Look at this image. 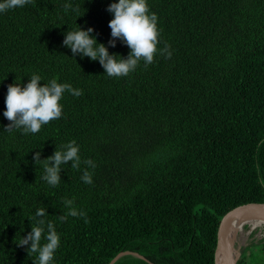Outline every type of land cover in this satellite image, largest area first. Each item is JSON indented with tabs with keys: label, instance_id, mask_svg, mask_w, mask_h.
Returning <instances> with one entry per match:
<instances>
[{
	"label": "trees",
	"instance_id": "obj_1",
	"mask_svg": "<svg viewBox=\"0 0 264 264\" xmlns=\"http://www.w3.org/2000/svg\"><path fill=\"white\" fill-rule=\"evenodd\" d=\"M115 2L33 0L0 13V264H33L37 254L16 244L41 207L60 236L54 264H108L124 250L143 258L113 264H214L226 213L264 202V0H147L171 58L120 78L62 43L91 27L127 58L122 41L108 44ZM65 3L78 11L65 13ZM33 74L83 95L65 92L62 117L36 134L5 130L7 86ZM72 140L80 168L62 165L52 187L33 156ZM65 199L85 216L61 222ZM257 247L264 261V239ZM236 264H248L245 250Z\"/></svg>",
	"mask_w": 264,
	"mask_h": 264
},
{
	"label": "clouds",
	"instance_id": "obj_2",
	"mask_svg": "<svg viewBox=\"0 0 264 264\" xmlns=\"http://www.w3.org/2000/svg\"><path fill=\"white\" fill-rule=\"evenodd\" d=\"M32 2L33 0H0V13L22 8ZM63 9L65 13L69 10L78 11L71 3H65ZM107 11L113 14V18L108 22L111 29L108 44L115 47L117 39L122 41L130 49L127 58L115 53L110 54L108 48L103 43H97L95 36L91 35L93 32L91 27L82 30L79 26L75 30L67 31L62 42L65 47L70 48L73 57L79 54L81 57L98 61L104 69V74L115 78L128 76L136 70L141 61L147 68L155 62L157 55L164 56L165 59L171 58L167 44L163 48L158 47L161 34L158 17L150 11L147 0H118L110 3ZM80 16L82 15L77 17ZM41 80L40 75L33 74L26 84L14 82L7 86L6 110L3 116L9 124L5 130H21L24 135L36 134L41 131L42 126L62 117L63 106L60 101L65 92L71 93L74 97L83 95L82 90L74 89L68 83H58L56 78L42 86ZM40 156L41 153L37 151L33 161L35 164L42 163L44 175L41 179L52 187L60 185L62 165L71 162L72 169H79L82 163L79 146L75 140L61 145L59 150L55 148L53 154L43 160ZM83 163L95 168L91 159L84 160ZM91 176L92 173L85 170L81 179L84 183L91 184ZM63 203L68 211L58 216L61 222L66 221L68 216H85L82 210L74 206L72 199H65ZM47 215L45 208L37 209L35 215L31 217L34 222L30 225L31 231L21 237L16 244L18 247L28 246L26 248L28 256L37 254L33 264H54L55 253L60 246V236L54 224L44 219ZM42 240H46V243L42 244Z\"/></svg>",
	"mask_w": 264,
	"mask_h": 264
},
{
	"label": "water",
	"instance_id": "obj_3",
	"mask_svg": "<svg viewBox=\"0 0 264 264\" xmlns=\"http://www.w3.org/2000/svg\"><path fill=\"white\" fill-rule=\"evenodd\" d=\"M241 214L264 219V202L242 204L226 213L219 228L215 248L214 264H236L238 258L240 257V252H234L232 225L237 217ZM124 255H132L135 257L143 258L137 252L124 250L120 251L114 258L109 261L108 264H113L116 260Z\"/></svg>",
	"mask_w": 264,
	"mask_h": 264
},
{
	"label": "bare ground",
	"instance_id": "obj_4",
	"mask_svg": "<svg viewBox=\"0 0 264 264\" xmlns=\"http://www.w3.org/2000/svg\"><path fill=\"white\" fill-rule=\"evenodd\" d=\"M246 224L249 226V230L245 232L244 225ZM260 227L264 229V219L263 218L252 217L246 214L239 215L232 225L233 239H234V242L237 244L236 247L234 245V252L235 253L239 252L238 251L239 247L240 245L243 244V241L246 239V235L249 232H251L252 230L256 228H260ZM257 234L260 236L262 235L260 231Z\"/></svg>",
	"mask_w": 264,
	"mask_h": 264
},
{
	"label": "rangeland",
	"instance_id": "obj_5",
	"mask_svg": "<svg viewBox=\"0 0 264 264\" xmlns=\"http://www.w3.org/2000/svg\"><path fill=\"white\" fill-rule=\"evenodd\" d=\"M244 230H245V232L247 230H249V226L247 224L244 225ZM259 231L262 234L261 236L257 234V233H259ZM263 231H264V229H262L261 227L252 230L251 232H249L246 235V239L243 241V244L240 245V247H239L238 251L240 252V255L245 250L246 260H247L248 264H264V261H262L261 259L259 260V257L256 255V252L258 251L257 246L264 239V235H263L264 232ZM234 245H235V247L237 246V244L235 242H234ZM249 254H250V256H249Z\"/></svg>",
	"mask_w": 264,
	"mask_h": 264
}]
</instances>
